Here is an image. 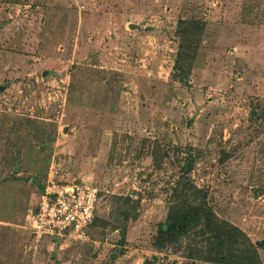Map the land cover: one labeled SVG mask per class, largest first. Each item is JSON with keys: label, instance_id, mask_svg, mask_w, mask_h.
I'll return each mask as SVG.
<instances>
[{"label": "rangeland", "instance_id": "obj_1", "mask_svg": "<svg viewBox=\"0 0 264 264\" xmlns=\"http://www.w3.org/2000/svg\"><path fill=\"white\" fill-rule=\"evenodd\" d=\"M49 174L87 242L31 236ZM0 264H264V0H0Z\"/></svg>", "mask_w": 264, "mask_h": 264}, {"label": "built area", "instance_id": "obj_2", "mask_svg": "<svg viewBox=\"0 0 264 264\" xmlns=\"http://www.w3.org/2000/svg\"><path fill=\"white\" fill-rule=\"evenodd\" d=\"M43 194L28 215L30 234L35 241L87 242L97 190L78 182H58L49 174Z\"/></svg>", "mask_w": 264, "mask_h": 264}, {"label": "trees", "instance_id": "obj_3", "mask_svg": "<svg viewBox=\"0 0 264 264\" xmlns=\"http://www.w3.org/2000/svg\"><path fill=\"white\" fill-rule=\"evenodd\" d=\"M188 210L193 214L194 216V209L187 207V208H180L177 209L175 211L170 210L168 218L166 220V222L164 223L163 227H161L158 230V234H157V240L159 243L163 244V241L166 242L167 240L171 239V238H175L176 237V232H177V224L179 221H189L190 218H188L189 216V212ZM202 209H200L201 211ZM204 211V210H202ZM191 222L197 223V221L192 220ZM190 222V223H191Z\"/></svg>", "mask_w": 264, "mask_h": 264}]
</instances>
